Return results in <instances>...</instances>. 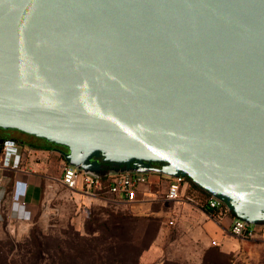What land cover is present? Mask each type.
Masks as SVG:
<instances>
[{
  "label": "water",
  "instance_id": "95a60500",
  "mask_svg": "<svg viewBox=\"0 0 264 264\" xmlns=\"http://www.w3.org/2000/svg\"><path fill=\"white\" fill-rule=\"evenodd\" d=\"M0 130L263 227L264 0H0Z\"/></svg>",
  "mask_w": 264,
  "mask_h": 264
},
{
  "label": "rangeland",
  "instance_id": "374dc122",
  "mask_svg": "<svg viewBox=\"0 0 264 264\" xmlns=\"http://www.w3.org/2000/svg\"><path fill=\"white\" fill-rule=\"evenodd\" d=\"M4 154H8V151ZM25 159L27 166H31L34 161H37V164L45 163L39 172H47V174L56 176L60 170L57 160L45 161L33 152L26 154ZM159 176L162 179L171 178L166 175ZM159 176L148 174L150 180ZM7 177L8 175L0 180V187L5 188L9 184ZM30 177L31 182L41 178L37 175ZM162 179L150 187L153 195L150 201L146 202L147 205L133 209L119 203L91 200L61 190L50 204L49 212L53 215L45 217L41 222L37 220V217L32 218V225L23 232H10L6 227L7 221L4 214L11 201V191H8L0 202V264H35L37 253L34 257L27 253L28 251L35 252L33 243H31L32 235L38 243L42 244V249L53 257L55 264L58 262L88 264L91 261L93 264L97 262L115 264V260L131 264L135 260L136 248L147 247L152 238L150 246L152 249L147 254H142L143 256L139 259L140 264H264V245L256 243L248 245L238 243L235 250L229 252L222 251L218 245H211L210 249L201 252H188L179 238L180 231L174 226L166 225L169 220L175 221L178 207L161 200L165 193V184L161 182ZM40 190L37 183L33 184L26 203L38 205ZM151 199L155 201L151 202ZM155 211H158V214H155ZM38 212L40 214L39 210ZM109 214L112 216L110 217ZM117 216L128 218L129 223L133 225V230L126 227L123 234L124 237H131L135 240L132 245L133 249L130 248L131 244L126 242L124 247L118 250L113 243L114 240L109 239L112 234L109 228L112 223L116 222ZM133 218L137 219L134 221ZM162 224L165 228L160 231L159 225ZM104 228H107V232ZM104 238L108 239L104 241ZM85 240H88L87 245H84ZM85 246L97 248V250L106 248V250L103 254L89 255L86 253L89 251L84 250ZM118 253H122L123 256L118 257Z\"/></svg>",
  "mask_w": 264,
  "mask_h": 264
},
{
  "label": "built area",
  "instance_id": "2783aa9c",
  "mask_svg": "<svg viewBox=\"0 0 264 264\" xmlns=\"http://www.w3.org/2000/svg\"><path fill=\"white\" fill-rule=\"evenodd\" d=\"M7 143L8 142H4L3 144H0V154L7 152ZM19 162V155L14 156L11 170H20ZM0 169H3L1 164ZM31 175L32 174H29L28 177ZM30 179L32 178L30 177ZM41 180L43 181V188L37 206L40 210V214L44 217L53 215L49 210L51 202L56 198V185H60L61 188L67 192L74 193L78 196H84L91 200L126 205L146 203L150 201L148 197L153 194L150 187L156 185L150 183L148 175L137 173L110 174L100 178H93L78 171L66 162L60 165L58 177L42 175L39 180L34 179L32 185L37 182L41 188ZM162 180L163 181L161 182L165 184V193L161 200L164 202L181 200L197 208L203 207L211 212L209 215L210 217L214 216L213 212H216L217 215H223L225 213L230 214L221 202L214 199L209 194H203L200 196L188 194V192L184 190V186L186 185L184 178L171 177ZM3 196V191L0 190V202ZM11 202L18 203L21 206L27 205L25 199L20 200L17 197L15 198L12 191ZM17 218L19 219L21 216H17L15 219ZM166 225L172 227L174 222L169 220ZM255 228L256 227H251L250 225L234 218L228 229V234L238 239L249 240L254 238ZM211 245L216 246V242L212 241Z\"/></svg>",
  "mask_w": 264,
  "mask_h": 264
},
{
  "label": "crops",
  "instance_id": "0c3cea01",
  "mask_svg": "<svg viewBox=\"0 0 264 264\" xmlns=\"http://www.w3.org/2000/svg\"><path fill=\"white\" fill-rule=\"evenodd\" d=\"M7 146H8L7 148L8 154H4V153L0 154V164L3 168L0 169V180L4 179V176L7 175H8L7 178H9V184L5 186V188L3 186L0 187V190L3 191L4 196L8 191H13L16 185H21L20 183L26 181V179H28V174L37 175V176H42V175L53 176V177L59 176V172L56 176L47 174V172H39V170L43 169L45 163L37 164V161H34V163H31L32 167L29 165L27 166L26 165L27 160L25 159V156L26 154L31 152L28 150L27 151L23 150L18 144L13 142H8ZM16 155H19L20 170L17 169L11 170L13 157ZM159 180H161L160 177H155L152 180L149 179L150 183L152 184H157L158 182H160ZM31 186L32 183H30L26 198L30 194ZM42 188H43V181L41 184L40 197H41ZM55 189H56V193L63 190V188H61L60 185H56ZM184 190L188 192V194H193L195 196L203 195V193H201L198 190L190 188L188 185L184 186ZM151 196H149V199ZM152 201L155 200L151 199V202ZM167 202L178 207L177 210L178 212L175 221H173L174 222L173 226L180 231L179 238L184 243V248L188 252H195V251L201 252L203 250L210 249L212 241H215L216 245H218L220 249L224 252L234 251L238 243L242 245L243 244L248 245L249 243L264 245V226L255 228L254 238L249 240H242L228 234V229L234 219L230 214L225 213L223 215H217L216 212H213L214 216L210 217L209 215L211 212L207 211L203 207L197 208L181 200L167 201ZM8 205H9L8 210L4 215L6 216V221H7L6 227L7 229H9L10 232H14V231L23 232L27 230L30 227V225H32V218L37 217V220L40 222L42 221V219L45 218L43 215L38 214L39 208L35 204H27L25 206H21L18 203H12L10 201ZM122 205L133 209V208L144 207L147 204L136 203L133 205H126V204H122ZM155 214H158V211H155ZM17 216H21V218L15 219ZM164 228L165 226L163 224L161 226L159 225L160 231H162ZM151 249L152 248H150L149 250ZM148 251L143 253V255L147 254Z\"/></svg>",
  "mask_w": 264,
  "mask_h": 264
},
{
  "label": "trees",
  "instance_id": "16d2710c",
  "mask_svg": "<svg viewBox=\"0 0 264 264\" xmlns=\"http://www.w3.org/2000/svg\"><path fill=\"white\" fill-rule=\"evenodd\" d=\"M184 182L190 188L198 190V191H200L203 194H207L206 192H204L203 190L198 188L196 185H194L192 182H190L187 178H184ZM109 215H110V217L112 216L111 214H109ZM230 215L233 217L232 214H230ZM133 219L135 221L137 218H133ZM115 220H116V222L112 223L111 227L109 228L110 232L112 233L111 236H109V239L114 240L113 243L116 245V249H118V250H121V248L124 247V244H126V242L129 245L131 244L130 248L133 249L132 245H133V242L135 240L133 238H131V237L130 238H126V237L123 236V234L125 233L126 227L129 230H133V225H131V223H129L130 220H128V218H126V217H118V216L116 217ZM138 221H140V220L138 219ZM104 229H105V232H107V228H104ZM156 231H155V233H156ZM107 239L108 238H104V241L107 240ZM152 239H151V241H152ZM31 240H32L31 243H33V247L35 249V252L33 253L31 251H28L27 253L29 255H32L31 257H34L35 254L37 253V262L35 264H55V261L53 260V257L49 256V254L45 250L42 249V247H41L42 244L37 242V239L35 238L34 235L31 236ZM151 241H150L149 244H147V247L143 246L142 248H136L137 250H136V254H135V260H133V263H131V264H140L139 259L141 258L143 253H145L146 251H148L151 248L150 247L151 246ZM83 242H84V245H87L88 240H85ZM84 250L85 251H89V252H86V253H88L89 255H92L93 253L103 254V253H105L106 248H103L101 250H97V248L95 249V248H91L90 246H85ZM118 255H119L118 257H122L123 256L122 253L121 254L118 253ZM125 262L121 261V260L120 261L115 260L114 263L115 264H125ZM127 262H128V260H127ZM57 264H61V262H58ZM88 264H93V263L91 261ZM97 264H103V262H97Z\"/></svg>",
  "mask_w": 264,
  "mask_h": 264
},
{
  "label": "flooded vegetation",
  "instance_id": "af4514ba",
  "mask_svg": "<svg viewBox=\"0 0 264 264\" xmlns=\"http://www.w3.org/2000/svg\"><path fill=\"white\" fill-rule=\"evenodd\" d=\"M0 144L4 142H13L18 144L23 150L36 153L45 161L50 159L57 160L58 166L65 163L62 154L67 152V149L62 146L47 143L42 139L28 136L15 131L0 130Z\"/></svg>",
  "mask_w": 264,
  "mask_h": 264
},
{
  "label": "clouds",
  "instance_id": "9594fccd",
  "mask_svg": "<svg viewBox=\"0 0 264 264\" xmlns=\"http://www.w3.org/2000/svg\"><path fill=\"white\" fill-rule=\"evenodd\" d=\"M30 183L32 182H31L30 177H28L26 181H24L23 183H20L21 185H16L12 191L14 194V197L15 198L17 197L20 200L25 199V203H26V196H27V191L30 186Z\"/></svg>",
  "mask_w": 264,
  "mask_h": 264
}]
</instances>
